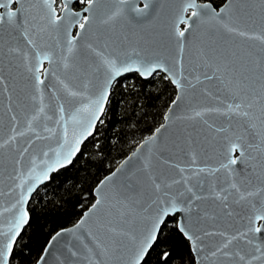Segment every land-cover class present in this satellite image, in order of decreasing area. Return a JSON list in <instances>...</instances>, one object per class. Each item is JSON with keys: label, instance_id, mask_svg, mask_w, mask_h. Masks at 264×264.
Listing matches in <instances>:
<instances>
[{"label": "snow or ice", "instance_id": "6c2138e0", "mask_svg": "<svg viewBox=\"0 0 264 264\" xmlns=\"http://www.w3.org/2000/svg\"><path fill=\"white\" fill-rule=\"evenodd\" d=\"M132 71L163 72L172 105L188 106L169 108L36 264L54 248L56 264H142L169 219L191 264H264V0H0V264L31 193L83 154Z\"/></svg>", "mask_w": 264, "mask_h": 264}, {"label": "trees", "instance_id": "16d2710c", "mask_svg": "<svg viewBox=\"0 0 264 264\" xmlns=\"http://www.w3.org/2000/svg\"><path fill=\"white\" fill-rule=\"evenodd\" d=\"M224 1L215 0V6ZM164 76L158 72L144 79L132 72L114 82L104 124L82 145L83 154L52 173L31 196L29 222L17 238L11 264H35L50 236L75 223L84 207L94 201L93 189L99 180L163 121L176 92ZM161 227L159 243L142 264H159L165 251L172 256L169 264H191L189 242L175 230L171 219Z\"/></svg>", "mask_w": 264, "mask_h": 264}, {"label": "water", "instance_id": "95a60500", "mask_svg": "<svg viewBox=\"0 0 264 264\" xmlns=\"http://www.w3.org/2000/svg\"><path fill=\"white\" fill-rule=\"evenodd\" d=\"M75 1V0H74ZM225 2V1H224ZM223 2V3H224ZM223 3L220 5V6H222L223 5ZM153 23H155V21H153ZM132 72H134V73H137V72H135V71H132ZM132 72H128V73H132ZM128 73H124L123 75H125V74H128ZM161 73H163V72H161ZM138 74V73H137ZM164 74V73H163ZM122 75V76H123ZM139 75V74H138ZM165 75V74H164ZM151 77V76H150ZM118 78H120V77H118ZM117 78V79H118ZM141 78H144V77H141ZM147 78H149V77H147ZM147 78H144V79H147ZM175 87V86H174ZM175 90H176V92H175V96H174V98H173V100L175 99V97H176V95L178 94V90L175 88ZM172 100V101H173ZM201 100H202V98H201V96L199 95V93L197 92V93H195V94H193L192 96H191V101H192V103H199V102H201ZM172 101L169 103V105H168V107H167V109H166V111L164 112V115H163V121L157 126V127H159L161 124H163V123H165V121H164V116L168 113V111H169V108H174V111L175 112H177V113H180V112H182V111H184L185 109H186V107L188 106L187 105V102L185 101V102H180V104L178 105V106H173L172 105ZM6 102V101H5ZM220 121H217V123H219ZM156 127V128H157ZM155 128V129H156ZM155 129L153 130V132L152 133H154V131H155ZM0 131H6V129H0ZM151 133V134H152ZM150 134V135H151ZM147 138V137H146ZM146 138H144V139H142L135 147H134V149L131 151V152H129L114 168H113V170L111 171V172H113V171H115L117 168H119L120 167V165L129 157V156H131V154L134 152V151H136V149L143 143V141L146 139ZM146 151V150H145ZM209 157H210V160H209V162L211 163V162H214L217 158H218V152H216V151H213V149H211V148H208L207 149V153H206ZM70 165V164H69ZM68 166V165H67ZM66 167V166H65ZM111 172H109L108 174H106L105 176H107V175H110L111 174ZM54 173V172H53ZM52 174V173H51ZM51 174H50V176H51ZM104 176V177H105ZM104 177H102L100 180H102ZM99 180V181H100ZM45 182H47V181H45ZM45 182H43L42 184H44ZM99 183V182H98ZM98 183L96 184V186L94 187V189L97 187V185H98ZM42 184H40V185H42ZM40 185H38L37 186V188L40 186ZM36 188V189H37ZM35 189V190H36ZM94 189H93V195H94ZM35 190L31 193V196L33 195V193L35 192ZM4 191H7V189H4ZM31 196H30V198H31ZM10 198L9 197H7V196H4V197H0V206H3V205H5V202L6 201H8ZM30 200V199H29ZM94 202V201H93ZM82 215V214H81ZM81 217V216H80ZM79 217V218H80ZM79 218H78V220H79ZM5 219V217H0V222H2L3 220ZM78 220L75 222V223H77L78 222ZM75 223H73L72 225H70V226H68V227H65V228H69V227H73L74 226V224ZM236 226H238V225H236ZM25 227V226H24ZM61 229H64V228H61ZM61 229H59V230H61ZM23 230V229H22ZM22 230H21V232H22ZM59 230H57V231H59ZM55 233H53L52 235H54ZM51 235V236H52ZM51 236H50V238H51ZM50 238L48 239V241H47V243L45 244V246L48 244V242H49V240H50ZM69 239H70V237H68ZM62 239H64V238H62ZM59 241H57L56 242V244L57 245H59ZM44 246V247H45ZM43 253V250H42V252H41V254ZM52 255L51 256H48V257H46V264H56V261H55V259H54V257L56 256V255H59V253L58 252H56V250H55V248L52 250ZM40 254V255H41ZM193 255V254H192ZM38 259H39V257H38ZM37 259V260H38ZM36 260V261H37ZM35 264H36V262H35Z\"/></svg>", "mask_w": 264, "mask_h": 264}, {"label": "flooded vegetation", "instance_id": "af4514ba", "mask_svg": "<svg viewBox=\"0 0 264 264\" xmlns=\"http://www.w3.org/2000/svg\"><path fill=\"white\" fill-rule=\"evenodd\" d=\"M57 2H59V0H57ZM74 4H75V1H74ZM77 7H80V6L77 5ZM7 31H8V29H7V26L5 25L4 29H3V34L5 35V39L7 38Z\"/></svg>", "mask_w": 264, "mask_h": 264}]
</instances>
